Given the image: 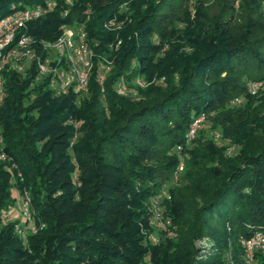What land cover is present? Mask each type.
I'll return each instance as SVG.
<instances>
[{
    "label": "trees",
    "instance_id": "obj_1",
    "mask_svg": "<svg viewBox=\"0 0 264 264\" xmlns=\"http://www.w3.org/2000/svg\"><path fill=\"white\" fill-rule=\"evenodd\" d=\"M16 1L41 0H0V16ZM262 1L55 0L28 24L46 40L63 23L82 27L112 64L102 91L92 72L81 94L55 95L32 66L3 69L0 264H242L238 238L264 224V110H239L234 123L218 107L235 87L230 94L243 92V74L264 79ZM111 18L117 27L105 26ZM136 77L154 80L139 87ZM119 81L135 95L117 94ZM199 114L214 115L232 153L201 131L186 146ZM186 151L190 169L176 184ZM12 186L20 199L27 190L43 223L25 240L19 214L6 220ZM162 199L173 236L150 224ZM202 237L211 244L196 247Z\"/></svg>",
    "mask_w": 264,
    "mask_h": 264
},
{
    "label": "built area",
    "instance_id": "obj_2",
    "mask_svg": "<svg viewBox=\"0 0 264 264\" xmlns=\"http://www.w3.org/2000/svg\"><path fill=\"white\" fill-rule=\"evenodd\" d=\"M55 6V0H41L29 4L16 1L10 3L8 13L0 16V94L3 86V69L23 73L31 66L35 70L33 80L43 79L55 95L64 94L69 89L76 94L85 93L92 72L95 73L102 91V82L112 63L107 57L93 51L82 27L75 28L63 23L59 26L57 35L51 40L35 38L27 32L31 21L48 13ZM153 80L136 77L134 84L144 87ZM115 92L121 95H135L132 87L120 81L115 86ZM1 144L0 134V147ZM0 157L3 158V154H0ZM176 167L181 168V163L179 162ZM176 174L174 170V178ZM155 209L157 211H154ZM17 213L22 222L18 227V233L20 238L25 240L26 234L34 233L38 228L33 219L34 210L31 209L30 197L25 189L22 190ZM158 213V207L153 204L152 216H155V220L150 219L153 227L159 226L156 220ZM150 240L155 243L156 237L151 235ZM238 244L242 264H255L257 256H264V224L261 229L249 236L239 237ZM229 264L235 263L229 261Z\"/></svg>",
    "mask_w": 264,
    "mask_h": 264
},
{
    "label": "rangeland",
    "instance_id": "obj_3",
    "mask_svg": "<svg viewBox=\"0 0 264 264\" xmlns=\"http://www.w3.org/2000/svg\"><path fill=\"white\" fill-rule=\"evenodd\" d=\"M212 2L213 0H205L204 4L209 5ZM260 6L264 10V1L260 3ZM234 8L238 9L237 0H235L234 2ZM124 9H127V5H124ZM115 22H116L115 19L111 18L105 23V26L108 28L117 27V24ZM238 22H236V24ZM166 47H167V44H164V46L162 47V51L165 50ZM110 68L111 66L109 67L107 73L109 72ZM255 70L256 69L251 70L247 74H243L242 79L236 80V82L239 85L244 86L243 92H241L240 94L239 93L230 94L231 92H235L238 90L237 87H235L234 91H231L230 93L227 92L228 94L226 93V97L223 98V100L221 101V105L218 107V109H221L222 111H224L225 114H228V118L234 123L238 121V114L240 112L239 110H242V109H246L247 111L264 110V79L263 78L254 79L255 77H257L256 76L257 73H259V71H255ZM251 72H253V74H250ZM124 84L130 85L131 81H125ZM215 121L216 119L214 115L212 114H209L207 116L205 114H199L197 117H195L193 121L191 122V125L185 131V137L187 138V141L185 142L186 146L189 148L190 147L192 148L193 147L192 146L193 143L191 142L192 139H194L196 134H198V132L201 131L208 139L213 141L214 144L222 147L225 151V154L228 155L232 153L234 151V146L232 145L229 138L227 137L223 138L221 136L219 127L217 126ZM176 153L178 154V152ZM189 159L190 158L188 156L187 151L185 152V155L183 156L181 155V157L179 158L178 163L179 162L181 163V168L178 169L177 167H175L174 169L176 170V173H177L175 178L172 177V180L174 181V183L182 184L185 182L186 171L190 169V166H188ZM178 163L176 166H178ZM207 164L208 163L205 162V165ZM174 170L172 171V174L174 173ZM25 191L27 192L26 189ZM11 192H12V195L15 197V200H14L12 207L7 211L8 218L6 220H14L17 217V209L19 208V205H20V198L14 186L11 187ZM162 201H164V203L160 204V208H158L159 215H158V218L156 219L159 226L156 225L157 228L154 227V229L155 230L161 229V233L170 232L171 236H173L175 233L176 226L175 225L171 226L170 222L163 214L162 209L163 210L165 209L166 203H165V200L162 199ZM30 204H31V200H30ZM31 209L33 210L32 204H31ZM156 209L154 211H157ZM154 217L151 216V219L153 221L155 220ZM35 224L37 225L38 228L34 233H36L38 229L42 227L43 223L36 221ZM193 244L196 247H200V248L207 247L208 245L211 244V240L208 237H202L199 239H195L193 241Z\"/></svg>",
    "mask_w": 264,
    "mask_h": 264
}]
</instances>
